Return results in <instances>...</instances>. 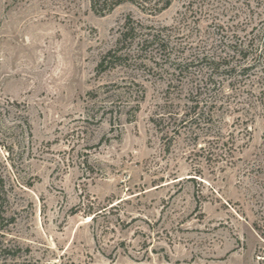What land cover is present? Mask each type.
<instances>
[{
	"label": "rangeland",
	"instance_id": "rangeland-1",
	"mask_svg": "<svg viewBox=\"0 0 264 264\" xmlns=\"http://www.w3.org/2000/svg\"><path fill=\"white\" fill-rule=\"evenodd\" d=\"M262 15L244 0H173L155 15L129 3L99 15L89 0H0V264H264L261 68L212 76L199 99L216 98L214 136L197 140L152 119L189 105L206 62L97 70L128 16L191 45L174 61L223 55ZM132 81L145 90L138 111Z\"/></svg>",
	"mask_w": 264,
	"mask_h": 264
},
{
	"label": "trees",
	"instance_id": "trees-1",
	"mask_svg": "<svg viewBox=\"0 0 264 264\" xmlns=\"http://www.w3.org/2000/svg\"><path fill=\"white\" fill-rule=\"evenodd\" d=\"M173 0H89V5L91 10L99 15H103L112 11L115 7L129 3L136 6L143 12L155 15L164 10H166L172 3ZM245 5L250 7L251 4H255V7L261 6L264 9V0H244ZM241 10V7L237 10V16ZM253 14V10L250 9ZM247 21L240 22L239 24H244L247 27ZM260 29H257L256 25L245 33L244 38H237L233 41L229 40L225 45L226 52L223 55H213L207 56L205 54L199 55L198 52H192L189 58H181L171 61V52H185L187 47H191L186 42H174L173 40L179 37L178 34L172 35V30L168 27H153L152 25H145L139 21L134 20L130 16L125 20L122 30L117 39V45L114 49L109 50L100 59L97 70L98 72H105L106 70L116 68L117 66H140L146 65L145 59L153 62L154 64L168 63L174 65L173 70L178 68L179 72L182 73L183 70L187 71L192 66L198 65L200 63H205L208 65L209 74L207 77L200 79L199 83L196 84L195 90L188 93V103L185 109H181L179 106L170 103L165 105L167 111L162 112L157 119H152L157 127H161L170 132L171 136L178 134L180 131L184 130L189 133V136L197 140L200 135L214 136L211 133L214 127H216V120L214 119L215 111L212 109L216 107V98L210 99V101L202 102L199 98L202 93L210 91L207 85L212 84L213 88L215 86V81H213V75L216 73H221L227 75L231 78L234 76L240 78H249L258 67L264 72L262 65V57L264 55V46L260 47L257 43L255 44L256 38L264 34V16L259 21ZM254 30L257 33H254ZM260 32V33H259ZM248 35H251L248 37ZM131 47H135L132 51ZM145 58V59H144ZM178 58V57H176ZM183 69V70H182ZM167 71V70H166ZM175 71L171 72V75H175ZM235 78V77H234ZM263 80V75H260L257 79ZM131 85L136 86L135 90L138 95L132 100L135 101L132 105L133 111H138L139 99L143 98L145 90L135 83L131 82ZM261 94H264V89H259ZM129 103V102H127ZM208 104V106H207ZM264 105V104H263ZM111 110V109H110ZM28 129V124L26 123V130ZM211 133V134H210ZM215 142L219 143L222 139L221 130L219 129L217 135H215ZM227 141L221 142L222 144ZM90 212V220H95L102 211Z\"/></svg>",
	"mask_w": 264,
	"mask_h": 264
}]
</instances>
